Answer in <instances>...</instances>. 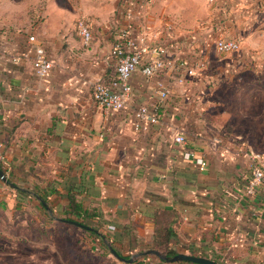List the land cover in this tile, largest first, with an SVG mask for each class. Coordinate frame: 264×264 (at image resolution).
I'll use <instances>...</instances> for the list:
<instances>
[{
  "label": "crops",
  "instance_id": "crops-1",
  "mask_svg": "<svg viewBox=\"0 0 264 264\" xmlns=\"http://www.w3.org/2000/svg\"><path fill=\"white\" fill-rule=\"evenodd\" d=\"M125 3L117 0L110 19L88 21L94 36L89 44L77 29L58 36L49 33L47 40L39 37L54 60L47 83L33 69L28 36L37 28L0 27L1 162L8 181L28 193L46 189L52 202L50 208L33 194L22 199L0 177V190L17 197L23 208L32 205L42 218L31 237L33 264L93 262L89 253L77 255L72 246L63 248L73 228L93 242L101 258L116 262L98 238L65 219L70 210L66 185L71 181L84 185L78 194L84 208L100 214L92 223L129 259L164 260L148 253L156 226L153 213L159 208L177 209L183 215L179 244L194 253L187 248L181 253L220 264H264V189L246 193L251 154L242 137H234L235 128L221 123L230 112L244 115V0H217L206 23L175 33L182 52L153 77L137 71L131 79V107L112 112L95 102L93 92L97 83L116 75L111 49L120 29L131 22ZM210 29L241 38V50L221 54L203 44ZM21 55L20 61L14 60ZM204 58L207 64L196 76L189 75L186 60ZM158 82L169 91L160 120L147 131L138 130L132 124L133 111L158 102ZM222 85L230 93L223 94ZM179 133L187 137L186 145L175 141ZM188 148L205 158V168L187 157Z\"/></svg>",
  "mask_w": 264,
  "mask_h": 264
},
{
  "label": "rangeland",
  "instance_id": "rangeland-1",
  "mask_svg": "<svg viewBox=\"0 0 264 264\" xmlns=\"http://www.w3.org/2000/svg\"><path fill=\"white\" fill-rule=\"evenodd\" d=\"M116 2L0 0V27L9 30L36 27L38 36L47 40L49 33L58 36L62 31H76L79 20L93 23L110 19ZM212 7L213 4L208 0H154L143 8V23L153 28H162L170 22L173 33L192 31L207 22ZM221 88L223 94L230 93L228 86L222 85ZM221 123L226 124L225 128H229V125L235 128L234 137H242L250 154L259 153L264 156V0H244V115L230 112L223 115ZM21 205L17 197L8 196L7 191L0 190V264H33L31 237L35 235L37 222L42 218L32 205H26V208ZM22 223H28V226ZM72 231L70 238L62 242L63 248L72 246V253L77 255L89 253L94 259L90 264H125L115 256L116 262L101 258V253L90 239L79 234L81 232L76 228Z\"/></svg>",
  "mask_w": 264,
  "mask_h": 264
},
{
  "label": "built area",
  "instance_id": "built-area-1",
  "mask_svg": "<svg viewBox=\"0 0 264 264\" xmlns=\"http://www.w3.org/2000/svg\"><path fill=\"white\" fill-rule=\"evenodd\" d=\"M151 0H126L125 15L131 21L125 28L120 29L116 41L112 46L111 55L116 63V75L108 82L96 84L93 98L104 109L112 112H120L129 109L134 98V89L131 83L132 76L141 71L147 77H153L164 72L170 65V59L182 52V44L174 38L173 25L167 22L162 28H153L143 23V8ZM215 4L217 0H208ZM209 29V27H208ZM79 35L84 43L89 44L93 40V31L89 22L79 20L77 25ZM210 29L206 33L205 45H213L221 54H231L241 50L242 43L238 38H231L215 34ZM34 51L33 69L35 74L45 83L49 82L54 68V60L47 46L40 40L37 29L28 36ZM28 56V53L22 54ZM14 57L20 61L23 56ZM208 58L195 59L194 62L186 60L187 73L196 76L199 68L204 67ZM159 100L151 105H140L133 111L132 124L138 130L147 131L151 125L159 122L162 103L168 98L169 91L163 82H158ZM175 141L186 145L187 137L179 133ZM221 141V140H218ZM186 155L200 168H205L207 161L194 149L188 148ZM251 178L246 193L252 195L261 187L264 189V156L259 153H251ZM3 160V155L0 156Z\"/></svg>",
  "mask_w": 264,
  "mask_h": 264
},
{
  "label": "trees",
  "instance_id": "trees-1",
  "mask_svg": "<svg viewBox=\"0 0 264 264\" xmlns=\"http://www.w3.org/2000/svg\"><path fill=\"white\" fill-rule=\"evenodd\" d=\"M1 161L2 159L0 158V166L5 171ZM7 183L17 189V192L20 193V198L25 199L27 198V196H32L33 194L34 197L36 196L40 198L44 202V204L52 208V202L50 197L51 195L46 189L42 191L32 190L28 193L27 190H24L17 183L11 180H9ZM83 186L84 185L82 183H76L72 181L66 185V188L68 189L66 197L68 198L70 203V210L68 213L69 215L65 217V219L77 221L82 224L91 226L93 228L92 231H84L98 238L103 247H105L106 251L110 252V248H115L112 243L113 241H111V238L108 236V233L100 231L99 227H96L92 223V219L99 218L100 214L97 211H94L93 209L91 210L84 208L81 199L78 197V194L83 191ZM23 195H25V197ZM153 215L156 226L152 249L161 251L163 255H165L167 258L175 257L177 254L181 253L182 251H185L186 248L191 254L194 253L193 249L190 246L179 244L180 239L178 229L183 222V215L179 210L158 208L155 210ZM118 253L129 259L128 256L123 255L121 252L118 251ZM162 262H164V260H162L161 262L132 260L130 264H160Z\"/></svg>",
  "mask_w": 264,
  "mask_h": 264
},
{
  "label": "water",
  "instance_id": "water-1",
  "mask_svg": "<svg viewBox=\"0 0 264 264\" xmlns=\"http://www.w3.org/2000/svg\"><path fill=\"white\" fill-rule=\"evenodd\" d=\"M0 177L2 179H4L5 181H8L7 175H6L5 171L1 168V166H0ZM67 221L72 223V224H75L77 226L83 227L87 230H90V231L93 230V228L91 226L82 224L80 222L73 221V220L72 221L67 220ZM110 249H111V252L113 253V255L116 258H118L119 260L127 262V263L132 262L133 259H128V258L120 255L114 248H110ZM148 253L155 254V255L159 256L160 258H162L166 261H169V262L191 261V262H195V263H199V264H220L217 261L206 258V257H201V256L191 255V254H186V253H179L173 258H167L165 255H163L162 253H160L158 250H155V249L148 251Z\"/></svg>",
  "mask_w": 264,
  "mask_h": 264
}]
</instances>
